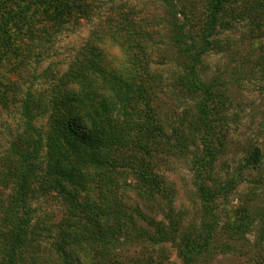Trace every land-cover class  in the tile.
I'll use <instances>...</instances> for the list:
<instances>
[{
  "label": "trees",
  "instance_id": "obj_1",
  "mask_svg": "<svg viewBox=\"0 0 264 264\" xmlns=\"http://www.w3.org/2000/svg\"><path fill=\"white\" fill-rule=\"evenodd\" d=\"M98 1L0 0V111L19 109L17 127L0 150V264H124L123 256L132 251L140 264H153V257L154 264H172L165 252L168 243L181 264H209L218 231L239 238L252 218L264 221V210L251 203L254 192L245 195L235 218H227L224 210V221L216 201L227 199L245 179L260 184L244 173L261 167L264 152L251 144L236 174L224 183L202 177L219 153L213 140L228 94L203 76L200 65L208 51L221 45L217 35L238 24L248 27V39L264 37V0H204L200 33L186 29L184 22L176 26L174 41L184 61L175 86L196 98L192 143L197 146L198 135L204 144V155L196 160L197 226L183 224L172 188L158 170L162 157L179 145L157 112L162 78L150 67L143 46L131 52L123 42L129 38L114 35L128 30L134 40L135 28L145 24L111 7L48 87L22 91L13 76L40 43L72 18H88ZM41 118L44 123L38 122ZM127 187L137 198L130 204L123 193ZM51 192L66 202L55 233L41 225L45 221L36 218L32 205L37 194ZM221 245L219 251L229 249ZM143 248L149 251L144 257Z\"/></svg>",
  "mask_w": 264,
  "mask_h": 264
},
{
  "label": "rangeland",
  "instance_id": "obj_2",
  "mask_svg": "<svg viewBox=\"0 0 264 264\" xmlns=\"http://www.w3.org/2000/svg\"><path fill=\"white\" fill-rule=\"evenodd\" d=\"M204 4V0H99L92 15L88 18H72L50 40L40 43L34 49L27 66L13 75L22 91L28 87H48L52 80L67 70L91 30L99 20L106 17L111 7H119L121 14H132L136 20L145 24L143 28H135L139 32L134 40L128 35V30H119L114 35L124 36L119 37L122 39L129 38L128 43L125 40L123 42L132 47L131 52L137 50L135 46H143L146 50L144 55L150 60V67L162 78L163 91L159 93L156 101L157 112L167 134L175 136L174 142L179 145L172 146L162 157L158 170L164 176L166 185L172 188L174 209L187 226H197L201 220L195 177L198 173L196 160L204 155V144L198 135L195 137L197 146L192 143L194 137L191 132L195 120L193 100L196 98L175 86V78L182 69L184 58L179 54L180 49L174 36L178 34L177 24L182 22L194 34L200 33L206 19ZM182 9L189 18L183 14ZM247 31L246 25L238 24L231 31L218 34L216 38L221 45L208 51L200 65L203 76L220 83L228 94L226 108L220 114L222 119L215 129L216 137L213 140L219 153L205 169L207 171L202 172V177L209 183V176L224 183L235 175L243 162L246 149L251 144L259 145L264 152V37L255 42L248 39ZM17 110V106H11L7 111H0V150L7 146L10 134L17 127ZM38 122L44 123L45 118L38 119ZM184 144H187L188 149L183 147ZM244 175L260 179V184L245 179L235 186L227 199L216 200L222 221L226 218L224 210L228 213L227 218H235V211L245 195L251 192H254L250 196L251 203L264 210V163L258 169L245 171ZM131 180L127 177L128 183H133ZM5 190L3 196L6 194ZM123 193L129 204L137 200L129 187L124 188ZM65 204L64 199L54 192L48 195L37 194L32 201L36 218H43L45 222H41V225L48 226L54 233L57 231V226L54 225L58 224L64 214ZM252 219L254 220L247 218L251 223L239 238L227 237L226 231L217 232L215 252L209 264H264V221L259 217ZM225 243L229 249L219 251L220 245L223 244L221 247H224ZM1 249L0 244V253ZM166 251L172 264H181L170 243L166 245ZM148 254L149 251L143 248L142 257ZM153 255L156 257L157 254ZM139 258L132 251L125 253L123 261L124 264H140L136 261ZM153 259V264L158 262L154 257Z\"/></svg>",
  "mask_w": 264,
  "mask_h": 264
}]
</instances>
